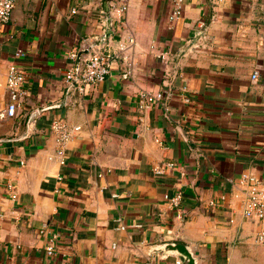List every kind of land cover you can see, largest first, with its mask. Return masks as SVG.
<instances>
[{
  "label": "crops",
  "instance_id": "obj_1",
  "mask_svg": "<svg viewBox=\"0 0 264 264\" xmlns=\"http://www.w3.org/2000/svg\"><path fill=\"white\" fill-rule=\"evenodd\" d=\"M110 2L18 0L0 24V111L10 64L27 77L18 114L0 118V264H178L168 244L187 246L195 264H264L239 183L250 173L264 187V0H183L173 28L170 0H130L123 24ZM105 34L114 50L132 34L130 59L67 99L71 52L84 60ZM166 88L139 110L141 91ZM60 120L75 129L64 164Z\"/></svg>",
  "mask_w": 264,
  "mask_h": 264
},
{
  "label": "built area",
  "instance_id": "obj_2",
  "mask_svg": "<svg viewBox=\"0 0 264 264\" xmlns=\"http://www.w3.org/2000/svg\"><path fill=\"white\" fill-rule=\"evenodd\" d=\"M18 0H0V24L8 23L13 14V10ZM170 11L168 14V24L171 28L180 20L183 16V0H170ZM130 7V0H111L109 15L112 17V21H117L120 24L125 23V17ZM73 12H76L74 10ZM206 23L199 21L198 32H205ZM108 33V32H107ZM112 42V38L109 34H105L99 41L89 44L88 53L84 60L80 59V55L77 52H71L70 56L75 61L74 64L66 71V98L69 99L73 94L85 95L88 86H96L105 81L110 75L114 62L122 59L128 61L129 50L135 45V37L132 34L121 36L116 41L117 50H114L109 44ZM168 53H162L161 57L164 59ZM25 55L23 49H18L15 52L14 58H20ZM166 66L170 65V60L165 61ZM130 66H128L129 68ZM125 77H130L132 71L128 69L125 71ZM177 71H166V78H170L175 75ZM258 75L254 74L253 78L257 79ZM27 77L26 72L13 61L7 72V90H8V103L6 107L0 111V118H12L18 114L20 107V98L26 94L24 85ZM168 95H171L170 88H166L160 92L141 91L138 96V107L140 111L147 110L152 104L156 102H162ZM189 100V98H187ZM68 104V102H66ZM52 129L56 131L58 135V141L60 143L61 150V163H65V156H63V148L67 141L74 136V130L64 121H56L52 124ZM175 163L170 161L166 164L155 168L156 174H164L167 168L172 169ZM239 183L241 184L245 192V204L243 214L248 219L256 220L260 223L261 229L258 231L256 240L258 243L264 244V187L261 184L260 179L250 173H243L240 176ZM10 192L16 195V185L13 183L8 184ZM225 200V196L223 198ZM183 201V194L177 193L171 201L173 207H180ZM124 228V227H122ZM47 226L40 228V233L45 234L47 232ZM58 234L54 233L49 238L46 252L49 256H54L56 253V240ZM178 264L181 261L177 262Z\"/></svg>",
  "mask_w": 264,
  "mask_h": 264
},
{
  "label": "water",
  "instance_id": "obj_3",
  "mask_svg": "<svg viewBox=\"0 0 264 264\" xmlns=\"http://www.w3.org/2000/svg\"><path fill=\"white\" fill-rule=\"evenodd\" d=\"M198 35L202 36V32H198ZM165 249L167 251H177L182 257L180 264H195V258L193 253L187 248V246L182 244H168Z\"/></svg>",
  "mask_w": 264,
  "mask_h": 264
}]
</instances>
